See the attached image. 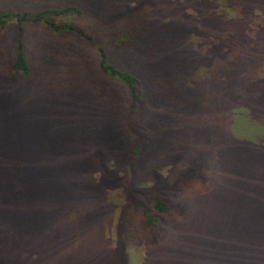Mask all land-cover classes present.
Instances as JSON below:
<instances>
[{
  "label": "trees",
  "instance_id": "obj_1",
  "mask_svg": "<svg viewBox=\"0 0 264 264\" xmlns=\"http://www.w3.org/2000/svg\"><path fill=\"white\" fill-rule=\"evenodd\" d=\"M7 1L6 6L19 11L21 16L10 10L0 11V25L7 18L17 22L42 20L60 37L58 42L39 44L29 57L19 37L15 58L8 66L0 61V264H36L42 256L41 247L47 255H54L55 246L66 240L69 241L63 245L71 248L70 242L81 238V223L106 212L109 188L124 190L127 204L117 223L116 254L124 257L125 238L145 242L153 253L158 244L145 241V236L159 238L164 229L167 238L180 236L185 224L176 227L165 216L176 208L177 214L187 220L200 208L195 210L189 202H185L188 207L183 203L173 206L171 193L178 192L174 182H167L162 176L150 183L143 179L157 174L154 166L159 162L158 150L166 153L161 146L171 145L165 144L167 133L158 121H167L171 127L180 117L188 116L178 111L200 114L193 110L205 93L200 90L198 95L190 96L179 85L191 73V67L200 64L191 52L199 53L190 43L193 34L185 36L179 32L184 26L183 12L189 6L183 4L190 1ZM231 3L237 1L229 0L228 5ZM237 4L241 11L248 8L244 3ZM73 13L88 19L102 17L109 23L108 29L99 35L97 30L93 32L84 26L54 22L55 17ZM174 14H178L176 18ZM27 15L32 16L31 20ZM251 23V18L230 21L220 16L219 35L226 28L224 34L229 29L234 31L229 28L234 25L244 40L249 38L246 30ZM68 36L67 40L61 39ZM9 39L0 38V45L8 46ZM212 41L215 43L216 38ZM86 45L96 49L98 75L100 72L106 80L92 74L95 62L90 69V62L85 61L86 55H91L86 53ZM224 47H218L214 60L219 59L233 69L234 84L221 86L222 92L227 90V100L230 102V98L244 91L250 93L245 97L246 103H262L264 91L259 92V87L252 91L239 82L249 74L236 62L242 60L243 54L237 55L236 60L228 59ZM219 66L213 75L217 71L224 73ZM115 84L123 87L125 96L117 93ZM254 92L257 96H253ZM22 96L46 99L45 103L54 98L56 107H60V99L68 97L76 99L81 110L28 111L26 115L11 111L18 109ZM230 104L233 105L232 101ZM223 106L224 111H233L228 104ZM156 113L162 116L154 122L149 116L156 117ZM185 120L184 127H188ZM143 146L145 151H141ZM199 154L202 157L190 168L204 180L213 155L202 150ZM201 206L203 209L196 215L198 221L209 211L206 201ZM136 221L143 237L135 229ZM195 231L199 237V230L191 224V236L197 240ZM26 247V254L18 255L19 258L11 255L12 251Z\"/></svg>",
  "mask_w": 264,
  "mask_h": 264
},
{
  "label": "rangeland",
  "instance_id": "obj_2",
  "mask_svg": "<svg viewBox=\"0 0 264 264\" xmlns=\"http://www.w3.org/2000/svg\"><path fill=\"white\" fill-rule=\"evenodd\" d=\"M34 1L39 4L38 0ZM189 1L183 4L189 6L183 12L184 26L179 32L185 33V36L193 34L190 43L200 54L191 51L189 46L188 49L199 58L200 64L191 67V73L180 80L182 83L179 85L190 96L193 93L198 95L200 90L205 93L201 96L202 102L193 110L200 114L178 111L187 113L188 116L180 117L171 127L167 125V121L160 120L162 113H156V117L149 116L154 118V122L160 120L158 125L163 126L167 133L165 144L171 145L166 148L161 146L166 153L158 150L159 162L154 166L157 174L154 177L147 175L143 182L150 183L155 177L162 176L167 182H174L178 190L171 193L170 201L173 206L183 203L188 207L185 202H189L195 206V210L198 207L202 210L201 202L206 201L209 211L198 221L196 215L200 209L194 211L193 218L186 220L185 216L177 214V209L173 208L165 219L173 221L172 225L176 227L185 224L180 236L167 238L166 229L160 232L159 238L145 236V241L158 244L153 253L146 248L145 242L139 243L125 238L127 249L123 257V254H116L115 251L119 240L117 223L120 211L127 205L125 193L119 187L113 190L109 188L106 190V212L97 213L81 223V238L77 241L73 239L70 242L71 248L63 245L69 240L62 245L57 244L54 255H47L41 247L42 256L38 257L36 264H264V99L259 104H248L245 97L250 93L241 91L234 98H230L231 105V101L227 100L228 95L225 94L227 90L222 92L221 86L225 83L234 84L231 82L234 80L231 72L233 69L219 59L214 60L220 45H225L228 59L236 60L237 55L242 53V60L237 59L236 62L246 68L249 74L239 81L241 87H250L252 91L259 87V92L264 91V0H236L248 7L246 11H241L237 3L228 5L229 0ZM7 2L9 1L0 0V11L10 10L21 16L16 9L7 7ZM193 4L199 6L201 11L196 6L193 7ZM177 15L174 14V17ZM220 16L230 21L251 18L252 23L246 30L249 38L245 35L246 38L241 39L242 33L234 25L229 26L234 31L229 29L224 34L228 31L226 28L223 35H219ZM31 17L27 15L30 20ZM54 22L84 26L93 32L97 30L99 35L106 32L109 26L102 17L88 19L85 15L78 16L74 13L55 17ZM201 36L206 40V45L202 44ZM3 37L10 38V42L8 46L0 45V61L8 66L15 58V45L19 37L22 38L24 51L29 57L34 54L35 48H39V44L58 42L60 36L48 29L42 20L31 22L23 19L17 22L15 18H7L0 25V38ZM69 37L61 39L67 40ZM214 37L215 43L212 41ZM85 49L87 54H91L85 58L86 62H90V69L95 62L91 69L92 74L105 79L100 72L98 75L96 49L87 45ZM218 66L225 70L224 73L217 71L213 75ZM64 71L62 69L61 74ZM115 85L117 93L125 96L123 87ZM253 96H257V93L254 92ZM22 99L18 109L11 111H21V114L26 115L28 111L81 110L78 101L68 97L59 100L61 108L56 107L54 98L49 103L44 102L45 98L42 101L22 96ZM223 103L228 104V109L233 111H224ZM202 118L205 122H202ZM183 119L188 122V127H184ZM151 125L153 126H149ZM178 139L182 142L179 143ZM199 150L209 151L213 155L208 166L209 172L204 173V180L197 175L196 170L190 168L202 157ZM141 151H145L144 146ZM63 171L66 173L64 167ZM67 211H71L70 207H67ZM191 224L199 230V237L195 231L199 238L197 240L191 236ZM135 227L137 233H142L143 237L137 221ZM174 243L177 245L174 246ZM15 251L19 253L12 251L11 255L19 258L18 255L26 254L27 247Z\"/></svg>",
  "mask_w": 264,
  "mask_h": 264
}]
</instances>
